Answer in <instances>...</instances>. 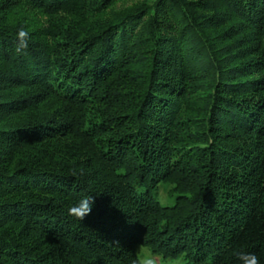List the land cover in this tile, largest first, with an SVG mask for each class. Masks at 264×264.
Instances as JSON below:
<instances>
[{
	"label": "trees",
	"instance_id": "16d2710c",
	"mask_svg": "<svg viewBox=\"0 0 264 264\" xmlns=\"http://www.w3.org/2000/svg\"><path fill=\"white\" fill-rule=\"evenodd\" d=\"M122 1L0 0V264H264V0Z\"/></svg>",
	"mask_w": 264,
	"mask_h": 264
},
{
	"label": "clouds",
	"instance_id": "9594fccd",
	"mask_svg": "<svg viewBox=\"0 0 264 264\" xmlns=\"http://www.w3.org/2000/svg\"><path fill=\"white\" fill-rule=\"evenodd\" d=\"M15 39V52L17 54H25L29 46V31L23 27L20 28L16 33ZM94 203L95 197L93 195H85L77 203L69 206L68 215L82 221L91 213ZM236 256L240 264H260L259 258L253 253L238 252ZM133 264H158V262L151 253L144 252L143 249L139 247Z\"/></svg>",
	"mask_w": 264,
	"mask_h": 264
},
{
	"label": "rangeland",
	"instance_id": "374dc122",
	"mask_svg": "<svg viewBox=\"0 0 264 264\" xmlns=\"http://www.w3.org/2000/svg\"><path fill=\"white\" fill-rule=\"evenodd\" d=\"M135 2H138V0H125L122 2H119L116 4L114 8H111V14L114 12H117L119 10L126 9L128 7H131ZM108 14H110L108 12ZM111 16V15H110ZM176 188L173 184H165L161 185L157 190V200L159 201L160 205L162 207H172L176 203ZM142 248L144 252L150 253L146 248H144L141 245L136 246L135 253L137 255L138 249ZM154 256V255H153ZM157 259L158 264H185V261L182 259L176 260V261H163L161 258L154 256Z\"/></svg>",
	"mask_w": 264,
	"mask_h": 264
}]
</instances>
